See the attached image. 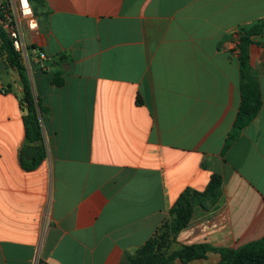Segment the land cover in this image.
Here are the masks:
<instances>
[{"label":"crops","instance_id":"obj_1","mask_svg":"<svg viewBox=\"0 0 264 264\" xmlns=\"http://www.w3.org/2000/svg\"><path fill=\"white\" fill-rule=\"evenodd\" d=\"M31 2L39 32L24 35L47 54L29 77L48 150L22 166V84L0 56V264H33L37 249L41 264H119L213 174L219 197L193 208L170 249L206 243L214 250L185 264H217L219 249L262 238L264 34L249 45L261 105L225 140L240 104L238 36L264 0Z\"/></svg>","mask_w":264,"mask_h":264},{"label":"trees","instance_id":"obj_2","mask_svg":"<svg viewBox=\"0 0 264 264\" xmlns=\"http://www.w3.org/2000/svg\"><path fill=\"white\" fill-rule=\"evenodd\" d=\"M263 34L264 17L242 29L239 33L237 60L240 70V104L233 130L225 140V147L229 146L245 123L258 112L261 105L258 80L252 73L249 64V45L254 43L253 37ZM0 56L9 67L17 71L22 84L23 94L20 110L23 118L25 144L36 145L40 150L31 159H26L21 154V164L25 169H33L46 156L40 122V118L44 119L46 110L42 107L39 96L31 85L26 68L21 63L9 37L1 26ZM59 83L57 81V84ZM220 183V176L213 174L203 191L185 188L168 209L167 215L155 228L152 235L140 247L131 253H127L119 264H172L175 259H179L185 264L193 259L202 258L207 252L214 250L206 243L183 245L178 250H171L170 248L179 231L187 225L193 208L196 205L208 208L215 203L220 195ZM218 252L220 260L217 264H264V236L238 248H221Z\"/></svg>","mask_w":264,"mask_h":264},{"label":"built area","instance_id":"obj_3","mask_svg":"<svg viewBox=\"0 0 264 264\" xmlns=\"http://www.w3.org/2000/svg\"><path fill=\"white\" fill-rule=\"evenodd\" d=\"M0 26L9 37L13 49L27 70L28 76L35 66L41 69L44 68L43 62L46 60L47 54L35 46L33 42H28L24 35L25 33L38 34L39 32L38 17L30 0H0ZM40 122L43 132V144L47 152L48 145L42 118H40ZM44 218L47 222L49 208L45 210ZM33 264H41L38 249Z\"/></svg>","mask_w":264,"mask_h":264},{"label":"water","instance_id":"obj_4","mask_svg":"<svg viewBox=\"0 0 264 264\" xmlns=\"http://www.w3.org/2000/svg\"><path fill=\"white\" fill-rule=\"evenodd\" d=\"M40 148L34 145H25L24 147V157L27 159L33 158L38 152Z\"/></svg>","mask_w":264,"mask_h":264}]
</instances>
